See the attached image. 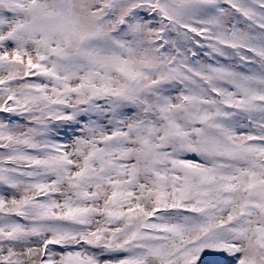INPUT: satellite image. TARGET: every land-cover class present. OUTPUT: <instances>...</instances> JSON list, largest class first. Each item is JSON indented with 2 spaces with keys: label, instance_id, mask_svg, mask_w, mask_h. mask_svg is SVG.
I'll use <instances>...</instances> for the list:
<instances>
[{
  "label": "snow or ice",
  "instance_id": "obj_1",
  "mask_svg": "<svg viewBox=\"0 0 264 264\" xmlns=\"http://www.w3.org/2000/svg\"><path fill=\"white\" fill-rule=\"evenodd\" d=\"M0 264H264V0H0Z\"/></svg>",
  "mask_w": 264,
  "mask_h": 264
}]
</instances>
